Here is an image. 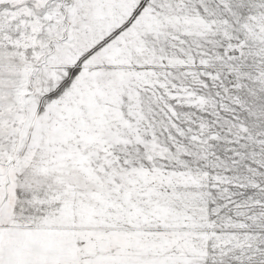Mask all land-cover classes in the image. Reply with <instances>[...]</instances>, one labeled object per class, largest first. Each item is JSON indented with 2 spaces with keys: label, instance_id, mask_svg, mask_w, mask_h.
Here are the masks:
<instances>
[{
  "label": "snow or ice",
  "instance_id": "obj_1",
  "mask_svg": "<svg viewBox=\"0 0 264 264\" xmlns=\"http://www.w3.org/2000/svg\"><path fill=\"white\" fill-rule=\"evenodd\" d=\"M0 264H264V0H0Z\"/></svg>",
  "mask_w": 264,
  "mask_h": 264
}]
</instances>
